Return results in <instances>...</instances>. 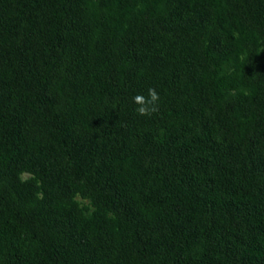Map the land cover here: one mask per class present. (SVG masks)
<instances>
[{
	"label": "trees",
	"instance_id": "trees-1",
	"mask_svg": "<svg viewBox=\"0 0 264 264\" xmlns=\"http://www.w3.org/2000/svg\"><path fill=\"white\" fill-rule=\"evenodd\" d=\"M0 264H264V0H0Z\"/></svg>",
	"mask_w": 264,
	"mask_h": 264
},
{
	"label": "clouds",
	"instance_id": "clouds-1",
	"mask_svg": "<svg viewBox=\"0 0 264 264\" xmlns=\"http://www.w3.org/2000/svg\"><path fill=\"white\" fill-rule=\"evenodd\" d=\"M147 93V96L137 94L133 97V102L137 105L135 112L142 117H151L159 110L161 98L157 90L150 87Z\"/></svg>",
	"mask_w": 264,
	"mask_h": 264
},
{
	"label": "rangeland",
	"instance_id": "rangeland-1",
	"mask_svg": "<svg viewBox=\"0 0 264 264\" xmlns=\"http://www.w3.org/2000/svg\"><path fill=\"white\" fill-rule=\"evenodd\" d=\"M24 176H27V174H25ZM81 202L86 203L84 199H81Z\"/></svg>",
	"mask_w": 264,
	"mask_h": 264
}]
</instances>
